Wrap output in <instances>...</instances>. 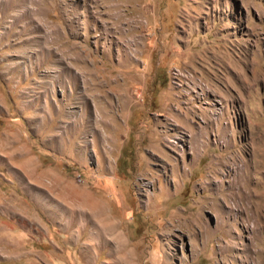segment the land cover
Listing matches in <instances>:
<instances>
[{"label":"rangeland","instance_id":"rangeland-1","mask_svg":"<svg viewBox=\"0 0 264 264\" xmlns=\"http://www.w3.org/2000/svg\"><path fill=\"white\" fill-rule=\"evenodd\" d=\"M0 264H264V0H0Z\"/></svg>","mask_w":264,"mask_h":264}]
</instances>
